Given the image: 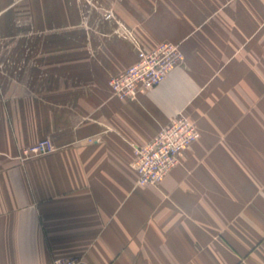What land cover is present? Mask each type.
Instances as JSON below:
<instances>
[{
  "label": "crops",
  "instance_id": "0c3cea01",
  "mask_svg": "<svg viewBox=\"0 0 264 264\" xmlns=\"http://www.w3.org/2000/svg\"><path fill=\"white\" fill-rule=\"evenodd\" d=\"M82 48L62 47L77 63H49V72L86 73ZM124 55L112 76L137 60L130 48ZM200 78L176 67L137 101L113 97L105 83L89 89L81 74L78 89L50 86L47 123L33 134L49 135L55 149L0 159V264H264L263 99L249 112L214 106ZM181 112L198 121L200 139L158 186L138 185L134 146ZM28 115L15 124L18 137L37 124Z\"/></svg>",
  "mask_w": 264,
  "mask_h": 264
},
{
  "label": "rangeland",
  "instance_id": "374dc122",
  "mask_svg": "<svg viewBox=\"0 0 264 264\" xmlns=\"http://www.w3.org/2000/svg\"><path fill=\"white\" fill-rule=\"evenodd\" d=\"M164 43L181 51L177 67L205 74L203 99L243 112L253 111L252 99H263L264 112V0H7L0 9V145L12 152L0 151V159L36 158L26 149L52 141L33 134L47 123L50 86L61 92L69 82L78 89L81 74L89 89L109 87L126 49L137 55ZM77 44L84 48L86 73L49 72V63H77L61 50ZM32 112L36 126L18 137L15 124L30 123Z\"/></svg>",
  "mask_w": 264,
  "mask_h": 264
},
{
  "label": "built area",
  "instance_id": "2783aa9c",
  "mask_svg": "<svg viewBox=\"0 0 264 264\" xmlns=\"http://www.w3.org/2000/svg\"><path fill=\"white\" fill-rule=\"evenodd\" d=\"M183 62V55L174 44L164 43L152 49H139L137 60L109 80L112 96L120 100L137 101L161 84L169 73ZM194 122L181 112L149 143L134 146L133 167L140 186H158L175 168L185 150L200 139ZM97 139L89 138V142ZM55 149L52 141L40 140L25 151L28 157H39ZM51 264H89L81 257L55 258Z\"/></svg>",
  "mask_w": 264,
  "mask_h": 264
}]
</instances>
